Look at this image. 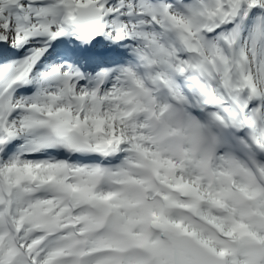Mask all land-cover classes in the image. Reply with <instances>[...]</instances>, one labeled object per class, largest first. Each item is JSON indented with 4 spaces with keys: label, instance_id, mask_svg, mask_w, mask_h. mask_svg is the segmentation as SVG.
I'll return each instance as SVG.
<instances>
[{
    "label": "snow or ice",
    "instance_id": "snow-or-ice-1",
    "mask_svg": "<svg viewBox=\"0 0 264 264\" xmlns=\"http://www.w3.org/2000/svg\"><path fill=\"white\" fill-rule=\"evenodd\" d=\"M0 264H264V0H0Z\"/></svg>",
    "mask_w": 264,
    "mask_h": 264
}]
</instances>
